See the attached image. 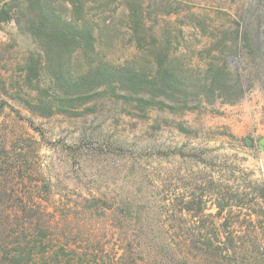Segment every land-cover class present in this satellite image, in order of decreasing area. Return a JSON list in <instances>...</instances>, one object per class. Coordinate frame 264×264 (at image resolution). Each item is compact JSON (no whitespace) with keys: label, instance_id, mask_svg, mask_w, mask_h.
<instances>
[{"label":"rangeland","instance_id":"1","mask_svg":"<svg viewBox=\"0 0 264 264\" xmlns=\"http://www.w3.org/2000/svg\"><path fill=\"white\" fill-rule=\"evenodd\" d=\"M161 1L146 3L152 14L148 32L159 38L165 21L169 22L176 63L188 64L201 80L212 59L203 51L211 42L209 36L231 26L260 45L256 55L228 59L237 73L245 62L252 69L253 80L240 101L220 104L218 100L211 106L202 95L196 109L171 113L154 108L138 117L131 105L103 99L88 103L96 110L83 116L32 114L25 101L36 93L26 80L25 64L35 44L16 24L13 11H8L5 4L11 0H0V12L8 16L0 22V264H75L64 259L61 247L96 250L99 261L112 263L123 253L122 231L108 221H86L79 202L90 196L121 200L133 187L147 203L135 214L142 218L137 226L145 228L149 218L160 237L167 231L160 242L172 245H188L186 239L173 235L179 228L188 233L199 228L222 244L225 232L237 228L225 229V212L213 216L214 200L217 195L238 196L242 214L257 226L264 264L259 179V163L264 160V145L259 144L264 139V0H170L175 11L169 17L157 11ZM123 41L117 38L101 53L117 64L143 56ZM177 124L193 133L180 132ZM121 146L154 153L135 159L117 151ZM173 149L194 156L182 158ZM210 181L215 187L208 185ZM191 199L205 202L200 219L190 212L180 221L176 217L180 202ZM235 220L233 216L231 225ZM134 260L147 264L134 252L126 262Z\"/></svg>","mask_w":264,"mask_h":264},{"label":"trees","instance_id":"2","mask_svg":"<svg viewBox=\"0 0 264 264\" xmlns=\"http://www.w3.org/2000/svg\"><path fill=\"white\" fill-rule=\"evenodd\" d=\"M147 1V2H146ZM151 0H11L6 2L8 11L12 10L16 24L29 35L35 44L26 58V80L35 90V97L25 101V106L35 115L52 117L62 114L78 117L93 113L96 107L86 106L92 101L121 100L137 111L136 116L144 117L149 109L168 110L182 113L196 109L199 96H204L207 105L233 104L243 98L253 80L248 62L235 72L228 65L232 56L245 58L256 55L260 45L236 27L209 36L211 42L203 49L211 55L205 67L204 78L184 62L176 63L173 56L169 22L165 21L161 37L148 32L147 23L152 14L146 11ZM11 3V4H10ZM157 4V11L169 17L173 11L170 0ZM154 5V4H153ZM103 34V35H102ZM130 44L142 57H131L122 63L110 61L102 49H108L117 38ZM216 54H213V53ZM212 53V54H211ZM2 103H0V109ZM180 132L192 134L182 124H177ZM232 137V136H231ZM90 142V141H89ZM110 146V145H108ZM86 148V147H84ZM132 151L121 146L117 149L135 157L152 155L154 150ZM180 157L185 155L181 149H173ZM208 185L215 187L210 181ZM138 187L128 192L121 200L110 201L101 197H85L79 202V211L86 221L101 223L108 221L122 232V254L107 263L98 260L97 251L72 249L60 253L66 261L75 264H129L126 259L134 252L143 256L147 264H262L257 244V226L247 221L242 214L241 199L238 196H221L214 200L217 212L224 213V242L216 243L202 234L199 228L191 232H174V236L186 239L188 245L160 242V230L147 226L139 228L137 222L142 218L135 215L146 208L145 200L138 196ZM133 193V194H132ZM220 195V194H219ZM261 197L264 199L263 188ZM178 219L184 213H192L198 218L205 202L202 199L181 201ZM236 210L238 211L235 215ZM241 214V215H240ZM240 215V216H239ZM210 216V215H209ZM211 216V217H213ZM235 225H231L232 217ZM238 219H241L238 222ZM180 227V226H178ZM214 234L213 230L209 233ZM156 233V235H153ZM80 249V248H79ZM132 253L126 254L127 251ZM121 264V263H120ZM132 264H137L134 260Z\"/></svg>","mask_w":264,"mask_h":264},{"label":"built area","instance_id":"3","mask_svg":"<svg viewBox=\"0 0 264 264\" xmlns=\"http://www.w3.org/2000/svg\"><path fill=\"white\" fill-rule=\"evenodd\" d=\"M259 179L264 191V160H261L259 163Z\"/></svg>","mask_w":264,"mask_h":264},{"label":"water","instance_id":"4","mask_svg":"<svg viewBox=\"0 0 264 264\" xmlns=\"http://www.w3.org/2000/svg\"><path fill=\"white\" fill-rule=\"evenodd\" d=\"M8 20V16L4 13V11L0 12V22H5ZM260 146L264 145V139L259 140Z\"/></svg>","mask_w":264,"mask_h":264}]
</instances>
